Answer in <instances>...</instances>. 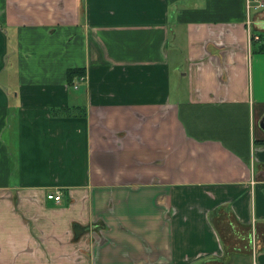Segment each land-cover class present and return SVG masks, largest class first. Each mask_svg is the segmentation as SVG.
Returning a JSON list of instances; mask_svg holds the SVG:
<instances>
[{
    "label": "crops",
    "instance_id": "crops-1",
    "mask_svg": "<svg viewBox=\"0 0 264 264\" xmlns=\"http://www.w3.org/2000/svg\"><path fill=\"white\" fill-rule=\"evenodd\" d=\"M263 116L256 0H0V264H264Z\"/></svg>",
    "mask_w": 264,
    "mask_h": 264
},
{
    "label": "rangeland",
    "instance_id": "rangeland-1",
    "mask_svg": "<svg viewBox=\"0 0 264 264\" xmlns=\"http://www.w3.org/2000/svg\"><path fill=\"white\" fill-rule=\"evenodd\" d=\"M17 49H18V46L16 44H9V52H8V56L6 57L7 58V60H6L7 64H10L11 57H13L12 52L17 51ZM171 60H172V57H171ZM186 65H187V63H185V62H180V63L179 62H176V63L171 62V69L176 68L175 71L172 72V77H173L174 83H176L178 81L180 82V90L178 91V93H182L183 89H184V80H185L184 77L185 76L183 75V72L186 71L184 69Z\"/></svg>",
    "mask_w": 264,
    "mask_h": 264
},
{
    "label": "built area",
    "instance_id": "built-area-1",
    "mask_svg": "<svg viewBox=\"0 0 264 264\" xmlns=\"http://www.w3.org/2000/svg\"><path fill=\"white\" fill-rule=\"evenodd\" d=\"M256 1L258 2L259 6H263L264 5V1L263 0H256ZM47 198L55 200L56 202H61V200H62V191H61V189H56V190L49 191L47 193Z\"/></svg>",
    "mask_w": 264,
    "mask_h": 264
},
{
    "label": "trees",
    "instance_id": "trees-1",
    "mask_svg": "<svg viewBox=\"0 0 264 264\" xmlns=\"http://www.w3.org/2000/svg\"><path fill=\"white\" fill-rule=\"evenodd\" d=\"M84 74H85L84 68H71L68 70V80L69 82H72L74 78L80 77L81 75H84Z\"/></svg>",
    "mask_w": 264,
    "mask_h": 264
},
{
    "label": "water",
    "instance_id": "water-1",
    "mask_svg": "<svg viewBox=\"0 0 264 264\" xmlns=\"http://www.w3.org/2000/svg\"><path fill=\"white\" fill-rule=\"evenodd\" d=\"M261 127L264 129V116H263V118L261 120Z\"/></svg>",
    "mask_w": 264,
    "mask_h": 264
}]
</instances>
